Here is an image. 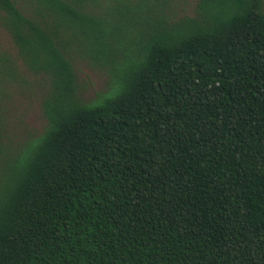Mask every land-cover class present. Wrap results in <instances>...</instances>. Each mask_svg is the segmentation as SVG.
Segmentation results:
<instances>
[{"label": "trees", "instance_id": "obj_1", "mask_svg": "<svg viewBox=\"0 0 264 264\" xmlns=\"http://www.w3.org/2000/svg\"><path fill=\"white\" fill-rule=\"evenodd\" d=\"M167 3L0 0V264H264V1ZM15 91L46 125L13 145Z\"/></svg>", "mask_w": 264, "mask_h": 264}, {"label": "rangeland", "instance_id": "obj_2", "mask_svg": "<svg viewBox=\"0 0 264 264\" xmlns=\"http://www.w3.org/2000/svg\"><path fill=\"white\" fill-rule=\"evenodd\" d=\"M195 2L196 0H168L167 12L171 11L176 15L192 14ZM0 49L7 50L10 54L14 53L13 44L2 27H0ZM78 59L74 63V68L82 100L87 102L95 98L96 94L106 90L109 75L105 69L87 60ZM40 100L41 92L39 91H22L21 94L15 91L9 96L5 113V143L15 145L25 136L42 131L46 125V119L42 115Z\"/></svg>", "mask_w": 264, "mask_h": 264}]
</instances>
